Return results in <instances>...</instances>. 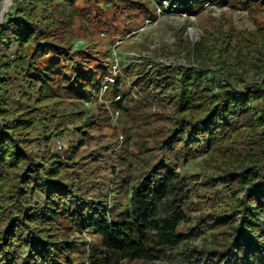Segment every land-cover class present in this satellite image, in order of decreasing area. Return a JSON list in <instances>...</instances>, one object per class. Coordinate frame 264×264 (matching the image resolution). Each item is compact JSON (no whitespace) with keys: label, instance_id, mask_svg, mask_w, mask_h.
Listing matches in <instances>:
<instances>
[{"label":"trees","instance_id":"trees-1","mask_svg":"<svg viewBox=\"0 0 264 264\" xmlns=\"http://www.w3.org/2000/svg\"><path fill=\"white\" fill-rule=\"evenodd\" d=\"M164 1L185 14L202 10L203 40L189 46L187 57L196 67L146 72L133 88L123 78L120 85L116 78L106 82L109 108L145 124L133 131L140 175L116 212L104 187L114 184L117 167L111 166L106 181L99 172L103 159L83 151L86 137L104 125L114 135L102 149L116 158L126 150L104 103L73 129L79 141L70 142L64 159L49 148L72 122L60 114L64 100L86 96L103 81L99 65L94 70L79 63L61 42L60 23L70 22L76 0H12L0 27V193L8 194L0 202V264H264V26L239 32L231 14L213 16V6L223 4L218 0H155ZM232 1L264 21V0ZM118 2L111 0L114 7ZM136 11L122 16L136 21ZM69 61V75L60 72ZM211 67L224 81L216 91L207 80ZM248 68L261 81H245ZM153 103L168 111L154 114L159 124L149 129ZM150 137L156 138L154 147ZM204 140L219 172L193 184L171 165L198 159ZM200 187L232 195L231 204L196 216ZM204 232L210 240L191 245ZM88 235L100 243L88 246Z\"/></svg>","mask_w":264,"mask_h":264},{"label":"rangeland","instance_id":"rangeland-1","mask_svg":"<svg viewBox=\"0 0 264 264\" xmlns=\"http://www.w3.org/2000/svg\"><path fill=\"white\" fill-rule=\"evenodd\" d=\"M118 1L117 4L119 6L114 7L111 0H76V10L74 14L70 13L73 17L68 19L70 22L66 19L64 20L65 22L60 23L61 42L68 47L74 58L79 63L85 64L94 70L97 69L95 65H99L98 69L102 70V73L104 72L102 83L95 86L92 93L81 98H76L75 96L67 97L61 106L60 114L64 113L72 117V122L66 124L68 131L65 132L63 137L55 136L49 144L50 150L53 153H58L61 159L66 157L70 142L76 143L79 141V137H77L73 129L80 127L82 122L96 111L98 103H104L106 107H110V102L105 101L103 96L107 89L106 82L116 78L117 83L120 85V78H123L128 86L133 88L135 81L146 78L144 76L146 72L153 76L158 69L163 67H196L192 59L190 60L187 57V54L189 46L193 47L203 40L204 32L199 27V15L202 10L196 14H185L166 1L162 5L156 3L155 0ZM217 2H222L223 4L221 6H207L203 10L207 11L213 6L215 9L213 16L215 17H219L223 10L229 15L231 14L234 19V25L239 32L254 30L259 25L264 26L262 18L254 16L257 19L256 21L248 10L236 8L232 0H218ZM11 6L13 7V2ZM12 7H10L6 15L10 13ZM130 9H138L139 12L136 11L134 14L136 21L122 16V11L129 12ZM202 19V21L207 20L206 17ZM1 20L2 18H0V23ZM142 20H144V24L140 26ZM109 35L111 36L110 39H108ZM72 66L71 61L66 62L65 68L60 69V72L65 71L69 75ZM105 68L106 70H104ZM110 74L113 76H110ZM261 76L255 68H248L244 73L245 81L251 83L261 81ZM207 80L210 88L214 91L224 84L221 75L213 67L210 68L207 74ZM65 83L67 84V82ZM234 84L236 87H240L243 83L241 80L236 79ZM119 101L122 102L123 100ZM150 110L152 112L151 123L149 126L146 125L149 129L159 124L157 116L154 114L168 111V109L160 104L153 103ZM103 114L105 113L103 112ZM108 116L110 117L108 122L116 129L117 136L122 140L124 138L127 140L126 150L120 153V157L116 158L111 152L108 153L106 149H102V145L113 143L112 138L114 135L113 130L104 125L92 137H86L89 146L84 148L83 151L88 149L89 153L93 151L92 155L94 158L100 156L103 159V162L98 163L100 166L99 172H101L100 176L105 178L106 181L112 178L111 166L117 167L116 178L111 180V182L114 181V184L110 182L111 184H109L107 190L106 186L104 187V191H107L108 194L109 204L117 208L124 205L125 201L129 199L140 175V167L134 157L137 153V147L135 146L137 137L136 139L133 137V131H143L145 124L140 119H133L132 121L125 117L121 108H117L116 111L111 108ZM167 126H169V122ZM2 127L3 125L0 123V130ZM123 128L128 130L126 135L123 133ZM148 140L149 146L154 147L156 138L150 137ZM205 143L206 141L204 140V144L201 146L202 152L198 159H192V156H188L184 159L182 158L177 165H171V168L188 177L193 184H200L207 177L217 176L219 172L217 170L218 165L206 156ZM98 164H91V167L94 168ZM87 169L92 171L90 168ZM200 193L201 198L197 199L198 202L195 207L197 209V212H195L196 216L200 212L208 213L217 210L222 212L229 207L233 199L232 195L227 193L224 195L223 193H218L216 195L215 191L206 190L205 187L201 188ZM6 195H8L7 191L0 193L1 203H3L2 200ZM115 211L117 212L118 208ZM86 240L88 246L100 243L99 238L95 235H88ZM209 240L210 236L204 232L199 238L192 240L190 243L193 246H201ZM75 241L79 243L81 239L77 238ZM86 256H88V251H86ZM149 264L171 263L160 259Z\"/></svg>","mask_w":264,"mask_h":264},{"label":"bare ground","instance_id":"bare-ground-1","mask_svg":"<svg viewBox=\"0 0 264 264\" xmlns=\"http://www.w3.org/2000/svg\"><path fill=\"white\" fill-rule=\"evenodd\" d=\"M11 5V0H3L2 7L0 9V18H2L3 15H6L10 7H12Z\"/></svg>","mask_w":264,"mask_h":264},{"label":"water","instance_id":"water-1","mask_svg":"<svg viewBox=\"0 0 264 264\" xmlns=\"http://www.w3.org/2000/svg\"><path fill=\"white\" fill-rule=\"evenodd\" d=\"M11 4H12V0H11ZM4 18H5V15L2 16V20H1V23H0V27L3 24V22H4Z\"/></svg>","mask_w":264,"mask_h":264},{"label":"built area","instance_id":"built-area-1","mask_svg":"<svg viewBox=\"0 0 264 264\" xmlns=\"http://www.w3.org/2000/svg\"><path fill=\"white\" fill-rule=\"evenodd\" d=\"M60 148H62L61 146H59Z\"/></svg>","mask_w":264,"mask_h":264}]
</instances>
